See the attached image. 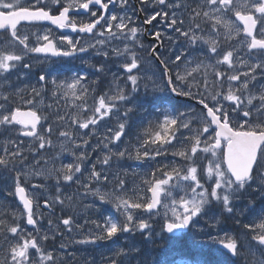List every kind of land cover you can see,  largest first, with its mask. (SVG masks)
Masks as SVG:
<instances>
[{
    "label": "snow or ice",
    "instance_id": "obj_1",
    "mask_svg": "<svg viewBox=\"0 0 264 264\" xmlns=\"http://www.w3.org/2000/svg\"><path fill=\"white\" fill-rule=\"evenodd\" d=\"M110 5H119L123 13L109 12ZM151 6L153 12L135 25L129 0H0V35L5 37L0 41V137H6L0 148V180L7 182V194L23 206L21 218L30 226L15 218L12 224L0 221V252L5 253L0 264H74L76 253L63 242L58 249L45 250L42 241L50 239L48 231L53 240L60 237L79 245L112 241L115 247L104 257L105 264H237L240 258L245 264H264V0H151ZM81 10L94 19L81 18L78 24ZM43 22L86 38L62 36L67 47H58L47 29L42 36L32 32L37 43L30 45L31 36L23 29ZM145 35L159 43L145 47ZM221 36L243 40L225 49L219 45ZM165 38L171 47L160 51ZM89 52L103 61L91 63L83 55ZM33 53L78 58L93 73L81 70L60 82L50 80L51 73L41 69L33 83ZM113 59L116 71L107 63ZM93 75L91 83L97 86L111 75L114 91L100 96L93 114L83 121L78 114L72 116L82 144L72 132L60 130L63 125H56L58 136L81 151L71 152L75 163H62L48 172L55 175L50 196L42 191L46 184L29 179L43 173L26 170L27 153L39 165L45 159L41 150L51 146L54 131L53 124L42 123L49 118L39 114L37 98L46 96L51 84L57 101L56 92L62 91L73 102L82 101L75 107L87 111L86 97L96 91L89 87ZM142 83L144 96L150 97L147 103L158 110L154 118L146 104L138 102ZM180 97L195 101V106L173 104ZM55 116L65 120L59 111ZM105 118L101 132L96 125ZM145 123L148 128L141 135ZM92 137L98 142L89 146ZM97 149L88 166L90 152ZM61 151L68 149L61 144ZM169 153L179 160H157ZM125 165L142 178V186L131 195L121 175ZM74 185L75 192L65 195ZM73 196L87 201L84 208L99 218L85 216L81 224L77 215L66 213L54 228L49 219L45 231L34 202L39 209L41 197L45 207L58 201L63 212L65 200L74 206ZM240 200L245 203L237 210ZM105 204H111L116 215L105 216L101 211ZM228 221L239 227L234 236L222 237ZM89 224L93 227L86 233L80 231ZM121 238L123 245L117 243ZM211 245L217 246L216 260L196 255ZM157 248L163 249L159 258Z\"/></svg>",
    "mask_w": 264,
    "mask_h": 264
},
{
    "label": "rangeland",
    "instance_id": "obj_2",
    "mask_svg": "<svg viewBox=\"0 0 264 264\" xmlns=\"http://www.w3.org/2000/svg\"><path fill=\"white\" fill-rule=\"evenodd\" d=\"M149 1L151 2V0H149ZM131 10H132L131 14H133L135 17V12H134L132 6H131ZM113 11L119 14V13H123L124 9L121 8L120 6H117ZM135 25H138V23L136 21V17H135ZM44 33H45V31L42 33V35ZM40 41H43V40H40ZM82 41H83V39H82ZM100 59H101V61H103V57ZM89 60L94 64V61H95L94 57L92 59L89 57ZM96 63L98 65L99 61H97ZM107 63L109 65V67L112 69V71H116V60L115 59L110 60ZM205 63H208V62L205 60ZM210 63H213V62L210 61ZM51 65H45L42 67V69H44L46 73H51V76L49 77L50 80L58 78L60 82H63L65 79L70 80L72 77L76 76L73 72L67 73L66 71H64V73L62 75H60L58 73H54L53 72L54 68L51 67ZM62 65H63L62 70H67L68 68L71 67L70 63H65ZM210 72L211 71L209 70V73ZM88 73H93V69L90 68ZM93 78H94V75L89 77V87L90 88L95 87L96 91L95 92L90 91L88 96L86 97L87 109H88L87 111H84L83 109H77L75 107V105L81 104L82 101L73 102V98L70 96L64 97L62 91L56 92V96L59 97V101H57L56 97L53 96V93L51 91V89L53 87H49L50 90L47 92L46 96H43V98H40V108L43 111V115L47 116L49 118L46 122L42 121V123L53 124L54 131L50 137L52 144L46 150H41V152L44 153V157L47 160V163H45V159H41L40 164L37 165L35 160L32 159V154L27 153L29 155V160L27 162L28 168L26 170L33 172V173H41V172L43 173L41 175H36L34 177H30L29 179H30L31 183L46 184L47 187L42 189V191H45L50 196L54 195V192L52 191L51 186L55 184V175L53 174L50 176V175H48V172L50 170H54L55 168L60 167V165L62 163L63 164L75 163L76 162L75 157L73 155H71V152L76 151L78 153L79 151H81V149H75L74 146L71 144V142L69 140H67L66 138L58 136V132L55 130L56 125L57 124L63 125L64 127H61L60 130H68V131L72 132L73 135L76 136V138L74 140L77 143L82 144V140H80L79 137L76 135L75 126L71 124L72 116L78 114L79 119L81 121H83L84 119L88 118L89 116H91L93 114L92 110L94 107L98 106L100 96L104 95L105 93H108V95L110 96L114 91V86L110 85V81L112 80L111 75L104 78L103 82L99 86L93 85L91 83V80ZM209 80H210V78H209ZM141 87H143V83H142ZM105 90H107V91L104 92ZM225 91H226V89H225ZM141 93H142L141 95L144 96V92L142 90H141ZM106 101H107V97H106ZM147 101H148V99L147 100L140 99L138 102H144L146 104V106L148 107L149 113H153V118H154V116L156 114H158V110L156 108L152 107L151 104L147 103ZM57 111H59V113L65 117L64 121H57L56 120L55 113ZM107 119L108 118H105V120H101L98 123V125H96V127L101 132H103V130H104V125H105V122ZM112 126H115V120L112 121ZM147 128H148V125H147V123H145L144 127L140 129V134L143 135L147 131ZM80 131H88V130H80ZM44 134L47 136L46 132ZM102 138L103 137L101 136L100 139H102ZM20 139H23L27 142L30 138L21 137ZM5 140H6V137H0V148L4 147ZM97 142H98L97 138L92 137L91 139H89V146L95 145ZM61 144H63L64 148L68 149V151L62 152L61 151ZM8 146L12 147L11 144H9ZM85 147H88V146H85ZM98 152H99V149H97V152H90V156L92 155L93 159L86 162L89 166L95 160ZM57 156H59L60 159H58V160L55 159ZM177 159H179V158L173 157L171 155V153H169L166 157H157V160H160V161H173V160H177ZM127 164L133 165L131 160L127 161ZM81 167H82V171H83L85 164H82ZM135 171L136 172H143V171H147V169H136ZM121 175L126 178L127 183H128L129 193L127 195H131L132 190L137 189V188L142 186V178H138L137 176H135L133 174V170L131 168H127V165H125V168L121 170ZM6 184H7L6 181L4 184L3 183L0 184V202L8 204L7 205L8 210L16 207L13 212L19 213L20 210L17 208L18 206H16V204L13 200L14 196L8 195L6 190H5ZM29 187H30V184H29ZM111 187L112 186L109 185V189H111ZM74 192H75V187L73 186L71 189L67 190L65 195H71ZM140 194H143V192H141ZM148 195L150 196V193H148ZM163 198L164 197L162 194V199ZM9 199H11L12 202H10ZM91 199L92 198L89 197V200H91ZM73 200L75 201L74 206H69V202L67 200H65V207H64V211L62 212L60 210V205H59L58 201H56L54 205L52 203H49V206H48L49 209H47V210L43 209L41 206L43 204H45L46 201H45L44 197L40 198V200H39V207L40 208L38 210L36 209V211H38L40 214H42L40 219H41L42 227L45 231H47L49 229V224H48L49 219L52 220V222H53L52 227L54 228L55 225L60 224L61 218H66V215H65L66 213L77 215L79 223H81V224L83 223V217H85V216H90L91 218H97V219L99 218L96 213L92 212L91 210H86L84 208V204L87 203V201H80L75 196H73ZM237 205H240L239 201H237ZM242 207H243V205H241L237 210H239ZM101 211L104 213L105 216L108 214L116 215L111 204L103 205ZM17 215L18 214H15L14 218H16ZM203 223H204V221H201V224H203ZM235 225H236V229H237L239 226L237 224H235ZM227 226L228 225H226V222H225L223 224L224 231L220 232V236L231 237V236H234L236 234L235 233L236 229H233V228L231 229ZM61 227H63L62 224H61ZM91 227H93V226L90 224L85 225V227L83 229H81L80 231L86 233L88 228H91ZM43 234H44V231H42L40 235L42 236ZM48 234H49L50 239H51L52 232L48 231ZM71 235L72 234H69V236H71ZM124 235L127 236V234H124ZM75 238L80 239L82 237L77 235V236H75ZM241 239H243V238L241 237ZM55 242H56V245L54 247H51L50 249H47V251H51V250H53V248L58 249L59 244L61 242H63L68 246L67 250L70 252V248H71L70 239H61L60 237H57ZM117 243L120 245H123L125 243V240L123 238H121ZM135 243H137L138 245L140 244V242L137 238L135 239ZM42 244H43V241H42ZM86 247H88V249H83L77 256L72 258V261L74 262V264L77 262L79 264H105L104 257L106 255L110 254L115 246L113 245L112 241H107V242H98L96 245H86ZM209 247L213 248V259L216 260L217 255L215 253V248L217 246L211 245ZM201 250H204V249H201ZM54 254L58 255V256H62V253H59V252H56ZM249 258L251 261L252 258L251 257H249ZM240 259H244V258H240Z\"/></svg>",
    "mask_w": 264,
    "mask_h": 264
},
{
    "label": "flooded vegetation",
    "instance_id": "obj_3",
    "mask_svg": "<svg viewBox=\"0 0 264 264\" xmlns=\"http://www.w3.org/2000/svg\"><path fill=\"white\" fill-rule=\"evenodd\" d=\"M141 1V0H140ZM66 2V1H65ZM129 5H131L132 6V8H133V10H134V12H135V16H136V21H137V23H138V25H141L142 24V21L147 17V15H150V13H152L153 12V7L151 6V2L149 1V3L148 4H141V2L139 3V5H140V8H143L144 10H143V12H142V16H143V19L140 17V11H137V7L134 5V4H132V2L129 0ZM117 6H119V5H117ZM116 6V7H117ZM36 7H39V5H36ZM116 7H113V6H111L110 5V8H109V12H112ZM146 8V9H145ZM149 9V10H148ZM145 11V12H144ZM147 11V12H146ZM150 12V13H149ZM58 14V13H57ZM145 14V15H144ZM73 15H76L75 13H70V17L71 16H73ZM98 15H99V13H98ZM81 18H83V19H85V20H87V19H94V18H90V17H87V14H80V15H76V19H77V23L79 24V22H80V20H81ZM139 18V19H138ZM154 24L156 23L155 21L153 22ZM158 26V25H157ZM143 27L144 28H146V29H151L152 28V26L151 25H143ZM38 29V30H37ZM47 29H51L52 30V32H51V35H50V39H52L53 40V42L58 46V47H67V45L66 44H62L61 43V40H60V38L62 37V36H70L74 41L76 40V39H84V38H86V36H82L81 34H79V33H77V34H73V32L71 31V29L70 28H65V29H56V28H54V27H51V26H49V25H36V26H32V25H28L27 27H25L24 29H23V31H26V32H28L29 34H30V36H31V33L32 32H37L38 34H40L41 36H42V33L45 31V30H47ZM65 31H67V32H65ZM143 39L145 40L144 41V43H145V47H147L148 46V44H153L154 46L156 45V44H158L159 42H156V41H154L153 40V37L152 36H149V35H145L144 37H143ZM241 39L243 40V36H241ZM5 40V37L3 36V35H0V41H4ZM233 42H235V39L234 38H232V39H230V40H225L224 38H223V36H221L220 38H219V43H223L224 45L223 46H221L220 44V46L221 47H223V48H225V49H227L228 47H229V45H230V43H233ZM37 43V41H36V39H35V36H31V39H30V45H35ZM39 44H44L45 42L44 41H39L38 42ZM163 45H164V47H163V49H158V50H160V51H163V50H166V49H169V47H166V42H165V40L163 41ZM167 46H168V43H167ZM88 54H91V55H93L91 52H89V53H87V54H83L84 55V57H85V59H86V56L88 55ZM94 57H95V61L97 62V61H99V62H101V59L100 58H102V57H98V56H95V55H93ZM30 58H31V62L33 63V65H34V69H33V72H34V75H33V77H32V80H34V78H36V76H35V73H38V72H40V68H42L43 66H45V65H51V67H53L54 68V70H53V72L54 73H58V74H60V75H62L63 73H64V71H66L67 73H74L75 75H77V73L79 72V71H81V70H83V71H85V72H88L89 70H90V68L87 66V65H85V64H83L82 62H81V60L80 59H78V58H65V57H52L50 54L49 55H47V56H45V54H30ZM39 61H44L43 63H40ZM95 62V64H97ZM45 63V65H42V64H44ZM65 63H70V65H71V67L70 68H68L67 70H62V64H65ZM135 71V70H134ZM49 86L51 87H54L53 85H51V84H49L48 85V89L50 90V88H49ZM108 90V89H107ZM107 90H105L104 92H106ZM142 91H144V89H142ZM48 92V91H47ZM38 100H40V98H37ZM19 100V97H17V101ZM37 108L40 110V113L39 114H43V111H42V109L40 108V103H38L37 104Z\"/></svg>",
    "mask_w": 264,
    "mask_h": 264
},
{
    "label": "trees",
    "instance_id": "obj_4",
    "mask_svg": "<svg viewBox=\"0 0 264 264\" xmlns=\"http://www.w3.org/2000/svg\"><path fill=\"white\" fill-rule=\"evenodd\" d=\"M163 249L162 248H157L155 250V254L157 256V258H159L162 255ZM211 253L210 251H208L207 253L203 254L202 257L207 258L209 261H214L215 259H213V257H211ZM237 264H244L241 261H237Z\"/></svg>",
    "mask_w": 264,
    "mask_h": 264
},
{
    "label": "bare ground",
    "instance_id": "obj_5",
    "mask_svg": "<svg viewBox=\"0 0 264 264\" xmlns=\"http://www.w3.org/2000/svg\"><path fill=\"white\" fill-rule=\"evenodd\" d=\"M141 2V1H140ZM146 9V8H145ZM149 10V9H148ZM143 12V11H142ZM145 12V11H144ZM147 12V11H146ZM150 13V12H149ZM81 14H83V12L81 13ZM151 14V13H150ZM145 15V14H144ZM137 16V15H136ZM135 16V17H136ZM139 19V18H138ZM157 27H159V25L157 26ZM38 30V29H37ZM38 32V31H37ZM145 41V40H144ZM168 47L170 48V46H169V43H168ZM42 65H45V63L44 64H42ZM40 69H42V68H40ZM201 70H203V69H201ZM210 78V77H209ZM50 87V86H49ZM52 87V86H51ZM49 91V90H48ZM49 94V93H48ZM76 138V136L75 135H73V139H75ZM239 226V225H238ZM75 264H77V263H75Z\"/></svg>",
    "mask_w": 264,
    "mask_h": 264
},
{
    "label": "water",
    "instance_id": "obj_6",
    "mask_svg": "<svg viewBox=\"0 0 264 264\" xmlns=\"http://www.w3.org/2000/svg\"><path fill=\"white\" fill-rule=\"evenodd\" d=\"M137 2V1H136ZM42 24H49L48 22H43ZM51 25V24H50ZM54 26V25H52ZM181 98V97H180ZM19 202V201H18ZM21 205V204H20ZM22 206V205H21ZM23 207V206H22ZM45 207V206H44Z\"/></svg>",
    "mask_w": 264,
    "mask_h": 264
}]
</instances>
